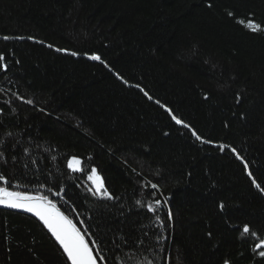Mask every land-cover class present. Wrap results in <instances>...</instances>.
I'll list each match as a JSON object with an SVG mask.
<instances>
[{
  "label": "trees",
  "instance_id": "1",
  "mask_svg": "<svg viewBox=\"0 0 264 264\" xmlns=\"http://www.w3.org/2000/svg\"><path fill=\"white\" fill-rule=\"evenodd\" d=\"M248 19L264 25V0H0V172L23 191L63 187L67 205L51 198L83 213L109 264H264L258 239L241 238L245 223L264 238V194L251 183L264 187V31ZM71 157L84 171L68 169ZM92 167L115 199L87 192ZM147 181L168 198L163 232L136 204L155 191ZM0 264L64 258L38 223L0 210Z\"/></svg>",
  "mask_w": 264,
  "mask_h": 264
},
{
  "label": "snow or ice",
  "instance_id": "2",
  "mask_svg": "<svg viewBox=\"0 0 264 264\" xmlns=\"http://www.w3.org/2000/svg\"><path fill=\"white\" fill-rule=\"evenodd\" d=\"M208 7H212V4L209 3ZM229 16H233L232 12L228 13ZM240 24L243 25L248 31L258 34L259 32L264 31V25L257 23L255 20L248 19L240 20ZM3 39L8 41L10 39L22 40L24 37H10L4 36ZM28 39H33L28 37ZM39 42V41H37ZM49 47H52L49 45ZM57 52H65L70 56H78L77 52H68L67 50H62L57 48ZM89 60L98 61L107 68L109 67L101 58L100 55L92 54L88 56ZM18 63V61H17ZM0 69L7 71L8 64L6 62L5 56L3 53H0ZM118 79H122L117 75ZM127 84V81H123ZM136 87H139L138 85ZM144 95L151 100L152 97L144 91L143 88L140 89ZM16 99L22 101L25 104L33 105L34 101L32 99H24L21 96L13 93ZM239 102V98H238ZM8 103V101H5ZM159 103V101H157ZM161 108H164L166 112L171 116V119L175 122L176 125H179L185 129H188L191 132V135L195 140L199 141L201 144H209L211 141L203 139L190 125L184 122L182 119L174 115L170 109L165 107L163 104L160 105ZM15 111V109H13ZM43 111V109H41ZM2 113V110H0ZM168 133H165L167 135ZM11 135V133H9ZM0 141V145H2ZM219 151L224 152L226 148H230L229 145L219 144L216 145ZM231 152L236 156V159L240 160L243 164L245 170L249 168V165L243 161V158L237 153L235 148H230ZM27 154V150H25ZM91 159V157H89ZM0 161L5 160L4 152L0 151ZM33 163H36L33 161ZM83 161L77 157H71L67 161V167L71 172L79 173L84 171ZM27 167V165H25ZM249 178H252L253 174L251 171H248ZM87 179L90 182L86 185V190L93 197L98 199L113 200L115 197L108 188L105 186L104 179L98 173L97 168L92 167L90 172L87 174ZM252 185L258 189L262 194H264V187H262L255 179H251ZM27 187V185H22L20 183L12 184L10 179L0 172V207L11 209L20 213H27L30 217H34L36 221L39 222V225L42 226L43 230H46L49 234L51 240L55 242V245L58 246V250L61 253V256L64 258V264H109L111 257L108 255L109 249L106 244L100 239L95 237V233L91 230L90 226L86 224L84 219H81L83 213L77 211L76 206H70L68 208V214L65 210H62L59 203L52 199L51 197H60L64 204H68V200L64 199L66 195L63 187L58 188L53 191L52 188H45L43 184L40 185V188L36 191H23L21 188ZM145 190L150 187L152 190H155L149 195L151 199H148L146 203H142L140 200L136 201V204L141 207H146L147 212L153 213L155 223L161 229V232L164 230L163 219L158 214V210L168 204V198L156 199V193L160 191L159 185L157 183H152L147 181L145 185H142ZM50 193V195L48 194ZM220 209L223 210L225 205L220 203ZM168 221L173 220V214L171 209L167 212ZM79 225V226H78ZM147 235V233H145ZM211 236V233H209ZM248 236L256 237L258 242L252 247V251L257 253L261 259H264V239H260L257 231L252 230L249 224L245 223L242 227L241 238H246ZM127 243V241H125ZM144 241L140 240L137 244V247L144 245ZM157 244H160V239L157 240ZM118 246V245H117ZM162 251V249H161ZM147 264H153L152 260H147ZM224 264H230L228 259L224 260Z\"/></svg>",
  "mask_w": 264,
  "mask_h": 264
},
{
  "label": "water",
  "instance_id": "3",
  "mask_svg": "<svg viewBox=\"0 0 264 264\" xmlns=\"http://www.w3.org/2000/svg\"><path fill=\"white\" fill-rule=\"evenodd\" d=\"M0 210H2V211H8V212H12V213H16V214H20V215H23V216H26V217H29V218H31L32 220H34L36 223H38L39 224V222L38 221H36L35 220V218L34 217H30V215L29 214H27V213H20V212H16V211H14V210H11V209H6V208H2V207H0ZM41 226V225H40ZM42 227V226H41ZM43 229V228H42ZM45 232H46V230H44ZM47 233V232H46ZM48 236H49V234H47ZM50 237V236H49ZM51 239V238H50ZM53 241V240H52ZM54 242V241H53ZM54 244H55V242H54ZM57 246V245H56ZM58 247V246H57Z\"/></svg>",
  "mask_w": 264,
  "mask_h": 264
},
{
  "label": "rangeland",
  "instance_id": "4",
  "mask_svg": "<svg viewBox=\"0 0 264 264\" xmlns=\"http://www.w3.org/2000/svg\"><path fill=\"white\" fill-rule=\"evenodd\" d=\"M264 239V238H263Z\"/></svg>",
  "mask_w": 264,
  "mask_h": 264
}]
</instances>
